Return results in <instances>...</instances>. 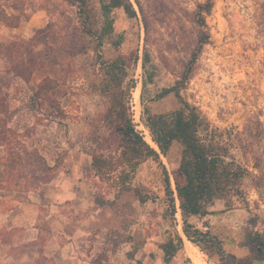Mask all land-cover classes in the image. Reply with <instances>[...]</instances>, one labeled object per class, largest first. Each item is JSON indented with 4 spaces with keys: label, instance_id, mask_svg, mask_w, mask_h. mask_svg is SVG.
<instances>
[{
    "label": "rangeland",
    "instance_id": "374dc122",
    "mask_svg": "<svg viewBox=\"0 0 264 264\" xmlns=\"http://www.w3.org/2000/svg\"><path fill=\"white\" fill-rule=\"evenodd\" d=\"M129 1L136 11L134 17L122 8L112 12L113 30L123 36L122 43L114 47L105 39L99 51L105 60L124 58L127 76L123 86L130 85V115L151 146L154 143L143 121L141 102L144 51L150 56L154 77L142 100L152 112H166L178 105L172 93L149 99L179 79L203 37L202 31L209 35L181 93L198 107L209 129L228 140L234 157L248 170L242 194L231 197L230 209L220 199V210L213 213L225 226L210 230L213 234L218 230L226 238L225 250L231 253V240L242 230L252 233L260 229L264 220V0H213L211 11L204 15V28L198 23L197 5L205 0ZM87 5L92 15L88 26L97 29L99 0H88ZM76 10L67 0H0V25L10 29L7 35L0 32V39L13 45L11 51L23 52V80L9 75L3 88L6 103L14 113L0 128V264H137L138 260L161 264L159 244L167 235V219L159 215V233L144 237L150 211L162 213L166 207L161 169L151 158L139 165L131 180L133 187L153 197L145 203H140L132 190L114 197L116 189L111 180L94 176L95 199L111 201L105 205L116 212L113 227L77 236L68 248L66 237L48 233L45 220L39 222L37 240L31 242L29 238L34 235L23 233L24 193L44 192V185L60 173L66 178L74 170H92L91 154L116 157L118 153L117 138L104 118L111 96L101 90L103 75L96 61V40L81 30ZM35 15L36 21L25 27ZM0 53L4 61L0 72L7 61L17 64L15 53L11 59L1 48ZM47 74L57 87L37 98L34 90ZM23 148L35 149L50 168L36 164L23 168ZM179 159L180 145L176 141L166 155L160 154L168 172L177 167ZM23 169L28 175L33 171L35 175L43 173L48 181L30 186L24 183ZM109 172L116 176L117 171ZM84 213L81 210L79 218ZM175 217L176 228L182 233L178 208ZM206 217L189 220L203 229ZM234 225L240 226L238 235L224 233ZM40 245L47 247L39 251ZM192 247L205 264H257L252 246L247 256L228 254L221 262L217 255H207L194 244ZM169 264L197 263L184 246Z\"/></svg>",
    "mask_w": 264,
    "mask_h": 264
},
{
    "label": "trees",
    "instance_id": "16d2710c",
    "mask_svg": "<svg viewBox=\"0 0 264 264\" xmlns=\"http://www.w3.org/2000/svg\"><path fill=\"white\" fill-rule=\"evenodd\" d=\"M67 1L76 6L81 30L96 40V61H98L103 75L101 90L111 96L104 118L118 141L116 157L91 154L93 175L111 180L110 182L116 189L114 197L132 190L137 200L140 203H145L153 200V197L143 193L137 187H133L131 180L139 165L147 158H151L161 169L166 207L162 213L154 209L150 211L144 228V237L149 238L159 233L162 222L159 221L158 216L162 214L168 221V228L165 239L159 244L161 264H169L183 248V236L205 254L217 255L220 262L228 254L235 257V255L226 252L223 241L209 230L207 221H203L202 229L189 220L190 217H205L210 214L209 206L218 199H222L224 207L230 209L231 197L242 194L241 185L248 175V170L236 160L231 152L228 140L222 134L209 129L208 122L198 107L189 102L181 93L190 78L202 45L208 42V33L205 30L202 31L203 37L195 51L191 53L179 79L172 85L160 89L149 99L153 101L172 93L178 101L177 107L172 110L155 113L151 111L150 105L142 100V93H145L147 84L152 82L154 77V69L151 67L153 65L150 63L148 52L144 51L142 55L141 66L145 74L141 93L143 121L155 148L143 138L132 121L129 111L130 85L129 87L123 86L127 76L124 58L117 56L105 60L99 51L105 39H108L114 47H118L122 43L123 36L115 34L113 30L112 12L116 8H122L129 17H134L136 11L132 3L129 0H99L100 27L93 30L88 26L92 21V15L87 5L88 0ZM212 6L213 0H205L197 5L198 23L202 28L206 27L204 15L211 11ZM10 47L13 45L0 44L2 53H8L9 55L6 56L9 59L15 53L17 57L14 55L13 60L17 59L18 61L17 64L11 65L7 61L4 69L0 72V128L5 126L14 113V110L10 109L6 103L3 93L4 85L7 83L6 79L11 75L12 78L23 80V68H21V66L23 67V52L20 50L11 51ZM56 87L57 82L52 81V78L47 74L44 80L37 84L33 95L39 98L46 95L47 92L54 91ZM174 141L180 145V159L177 167L168 172L160 160V154L166 155ZM23 151L25 152L23 168L25 165L33 167L32 164L43 169L50 168L35 149L23 148ZM111 170L117 171L115 177L110 174ZM32 177L34 179H30ZM47 179L48 177H43V173L35 175L33 171L28 175V172L23 169L24 183H29L30 186L39 182L46 183ZM177 200L178 206L176 205ZM95 203L102 206L110 204L111 201L95 199ZM177 208L180 210L183 236L176 228ZM243 243L254 247L257 259H264V220H262L260 229L245 234ZM132 248L137 249L136 246ZM137 264L142 263L138 260Z\"/></svg>",
    "mask_w": 264,
    "mask_h": 264
},
{
    "label": "crops",
    "instance_id": "0c3cea01",
    "mask_svg": "<svg viewBox=\"0 0 264 264\" xmlns=\"http://www.w3.org/2000/svg\"><path fill=\"white\" fill-rule=\"evenodd\" d=\"M37 15L38 17L40 16V14ZM35 21L36 15L25 22V27ZM38 26H40V24ZM9 30L7 26L0 25V32H3L5 35L9 34ZM4 40L5 39H0V44H2ZM2 58L3 55L0 53V67L4 66ZM60 174L44 185V192L29 191L23 194V233L34 235L29 238L31 242L38 238L39 222L41 220L47 222L48 225H46V227L49 234L60 235L67 238L66 248H68L70 244L73 245L77 236L90 234L95 229L104 230L115 225V210L106 205L99 206L95 204L94 175L91 169L87 172L74 170L71 175H69V177L66 176V178ZM220 205H222V203H220V199H218L215 200L213 205L209 206L211 213L206 217L209 230L210 228L221 229L225 226L219 220V216L213 215L215 212L214 210H220L217 209L220 208ZM40 206L46 208V210L39 208ZM81 210L86 213L83 214L82 218H79V212ZM212 217H214V219H211ZM245 222L247 223V219H244V223ZM237 227L239 228L237 229ZM233 228L234 229L228 230L224 229V233L228 234V236H230L231 232H233L232 234L237 233L238 235L239 230H241L240 226L234 225ZM214 233L223 241V246L225 248L226 238L221 235L218 230ZM245 234L248 233L242 230L238 237L235 236V239L231 240L230 237L233 244L230 245L228 250H230L235 257H244L251 252L249 248L250 245L243 243ZM185 242L186 238L183 237V247L185 246ZM46 247V245H40L39 251H43ZM255 259L257 264H264V259H257V257H255Z\"/></svg>",
    "mask_w": 264,
    "mask_h": 264
},
{
    "label": "bare ground",
    "instance_id": "6f19581e",
    "mask_svg": "<svg viewBox=\"0 0 264 264\" xmlns=\"http://www.w3.org/2000/svg\"><path fill=\"white\" fill-rule=\"evenodd\" d=\"M151 143V141H150ZM154 145V144H153ZM152 145V146H153ZM183 235V234H182ZM184 237V236H183ZM185 238V237H184ZM185 247L186 249L189 251V254L192 256L193 260L197 263V264H205L204 262L200 261L197 257H196V253H195V249L192 247V243L189 242V240L185 242ZM201 254V253H200Z\"/></svg>",
    "mask_w": 264,
    "mask_h": 264
}]
</instances>
